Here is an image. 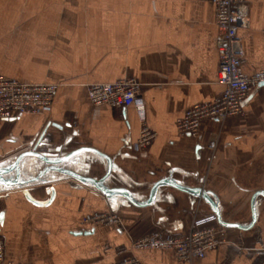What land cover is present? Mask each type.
<instances>
[{
    "label": "crops",
    "instance_id": "1",
    "mask_svg": "<svg viewBox=\"0 0 264 264\" xmlns=\"http://www.w3.org/2000/svg\"><path fill=\"white\" fill-rule=\"evenodd\" d=\"M246 1L250 26L239 29L241 69L251 74L264 69V0ZM218 36L209 0H0V74L58 84L50 111L0 122V162L39 138L37 150L51 158L89 146L114 162L108 186L145 200L157 180L172 176L214 192L225 220L249 224L252 195L264 190V83L243 101V116L206 119L197 136L176 127L188 108L223 93ZM122 78L141 83L146 123L157 134L144 150L133 148L142 127L134 105L99 106L88 97V84ZM212 133L219 135L215 148L208 145ZM34 159L27 158L35 163L31 176L49 167ZM70 161L65 167L87 176L107 169L92 151ZM42 178L39 186L0 187V230L6 257L17 264H113L129 256L140 264H264L262 195L252 228L226 227L218 248L180 260L174 250L140 249L133 241L159 230L185 235L196 218L213 213L203 199L162 185L152 205L136 207L56 170ZM97 212L116 213L120 224L84 222Z\"/></svg>",
    "mask_w": 264,
    "mask_h": 264
},
{
    "label": "built area",
    "instance_id": "2",
    "mask_svg": "<svg viewBox=\"0 0 264 264\" xmlns=\"http://www.w3.org/2000/svg\"><path fill=\"white\" fill-rule=\"evenodd\" d=\"M215 4L219 28L217 48L219 51L218 80L224 90L219 97L196 103L178 118L176 127L181 135L197 136L206 119L224 122L229 117L243 116V101L259 84L264 83V69L245 73L241 67L245 48L239 29L250 26L246 0H209ZM58 89L56 83H23L0 74V122L23 114L48 112L52 108ZM141 83L134 78H122L113 82H95L87 86L89 100L94 105L124 108L134 105L142 123L140 136L133 144L137 151L148 148L156 138V132L146 123V105L140 97ZM219 135L208 138L210 148H215ZM87 224H120L116 213L97 212L84 218ZM226 227L212 213L196 218L190 231L176 235L153 231L133 241L140 249L160 248L174 250L180 260L204 257L223 243ZM0 264H17L6 257L5 240L0 230ZM113 264H140L135 256L125 257Z\"/></svg>",
    "mask_w": 264,
    "mask_h": 264
},
{
    "label": "water",
    "instance_id": "3",
    "mask_svg": "<svg viewBox=\"0 0 264 264\" xmlns=\"http://www.w3.org/2000/svg\"><path fill=\"white\" fill-rule=\"evenodd\" d=\"M48 126L49 124L47 125V127ZM55 126L61 127L57 124H55ZM46 129L44 130L42 135L45 134ZM40 142H41V138H39L38 142L34 145L33 148L22 151L20 154L16 156L14 160H11V161L6 160L3 162H0V186H2L3 188H7V189L16 188V187L28 188V187L39 186L41 184L40 177L43 174H45L48 170L52 169V170L59 171L60 173L64 175L71 176L80 182L92 184L97 189V191H99L101 194L105 195L106 197L110 199L115 198L116 196H120V197L125 198L130 204L136 207H147V206L152 205L156 201L158 188L162 185H168L180 191L188 193L192 196L203 199L206 203L209 204L211 210L217 216L218 222L224 227L248 230L252 228L257 222L258 215H257L256 201H257L258 196L260 195L264 196V190H257L253 193L252 198H251L252 220L249 224L244 225L241 223L230 222V221L225 220L222 216L220 202L216 194L212 192L211 190L205 189L203 186H193V187L186 186L178 182L172 176H167V177H163L157 180L152 185L148 198H146L145 200H140L136 197V195L130 189L126 187L107 185V181L111 177V174L114 168V162L112 158L109 157L108 155L101 153L95 148H92L89 146H82V147H79L77 149L70 151L69 153L59 158H51L46 153L40 152L37 150L38 144ZM84 150L92 151L102 156L103 158H105L107 162V169L103 176L101 177L87 176V175H83L77 172L74 169L60 166L66 161H69L71 158L76 156V154ZM29 157L38 158L42 160L44 163L48 164L49 167H47L45 170L38 172L36 176H31V172L35 169V163L28 162L27 158ZM76 233L87 234L89 232L79 231Z\"/></svg>",
    "mask_w": 264,
    "mask_h": 264
},
{
    "label": "flooded vegetation",
    "instance_id": "4",
    "mask_svg": "<svg viewBox=\"0 0 264 264\" xmlns=\"http://www.w3.org/2000/svg\"><path fill=\"white\" fill-rule=\"evenodd\" d=\"M71 159H72V158H71ZM71 159H70V160H71ZM70 160H69V161H66L65 163H63V164L60 165V166H63V165H64L63 167H65L66 165L68 166V164L70 165L71 163H73V161H70ZM37 168H38V167H37ZM40 178H41V183H42L43 180H44V178H42V176H41ZM0 187H2V186H0Z\"/></svg>",
    "mask_w": 264,
    "mask_h": 264
},
{
    "label": "rangeland",
    "instance_id": "5",
    "mask_svg": "<svg viewBox=\"0 0 264 264\" xmlns=\"http://www.w3.org/2000/svg\"><path fill=\"white\" fill-rule=\"evenodd\" d=\"M34 161L37 162L36 165H41L42 167H43V165L45 164L42 160H40V159H38V158L34 159Z\"/></svg>",
    "mask_w": 264,
    "mask_h": 264
}]
</instances>
